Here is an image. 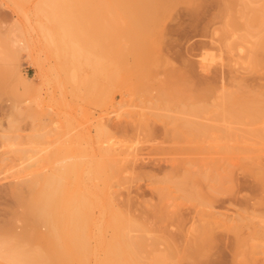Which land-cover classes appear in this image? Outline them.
<instances>
[{"label": "rangeland", "instance_id": "rangeland-1", "mask_svg": "<svg viewBox=\"0 0 264 264\" xmlns=\"http://www.w3.org/2000/svg\"><path fill=\"white\" fill-rule=\"evenodd\" d=\"M149 1L151 12L132 13L115 0H65L70 10L51 9L49 0H0V237L8 235L10 241L12 234L25 233L33 241L30 225L46 230L36 223L30 204L44 190L39 180L48 174L57 181L58 205L65 194L96 191L107 207L111 203L133 220L141 217L145 225L128 231L144 239L138 264H171L155 258L167 253L171 241L182 250L203 222L207 246L194 264H264V174L257 172L264 169V138L257 141L246 132L263 129L264 117L250 124L215 120L220 97L229 90L238 91L234 99L247 112H264V0ZM232 13L237 28L225 31ZM79 66L83 82L75 83ZM196 106L203 110L200 116L194 114ZM195 121L213 127L202 133L205 138L194 136ZM225 127L243 136L226 137L220 131ZM212 158L225 159L220 174V168L209 174ZM114 159L119 170L107 172L105 181L103 166L109 161L106 167H115ZM178 159L197 163L192 170L198 184L186 191L196 198L176 188L184 168L193 165ZM32 178L33 188L10 192ZM161 204L178 218L150 217ZM99 207L90 208L96 223L90 229L108 239L111 229L99 225L107 217ZM96 251L94 257H101Z\"/></svg>", "mask_w": 264, "mask_h": 264}, {"label": "bare ground", "instance_id": "bare-ground-1", "mask_svg": "<svg viewBox=\"0 0 264 264\" xmlns=\"http://www.w3.org/2000/svg\"><path fill=\"white\" fill-rule=\"evenodd\" d=\"M19 2V0H17ZM48 1V0H47ZM49 1H53V4L50 5V8L51 9H57V10H66L67 8L69 9L71 7L68 6L69 4L67 5H64L66 2L65 0H49ZM58 1H62L63 3L61 4H57ZM67 1V0H66ZM72 1V0H70ZM79 2H81L82 0H78ZM115 1H121V2H125L126 5H120L118 6V8L120 9H126L129 11H131L132 13H136L135 10H140L142 12H145V13H149L151 12L150 10V1L147 2L148 0H115ZM152 1V0H151ZM57 2V3H56ZM142 2H145L149 5V7L147 6H143L142 8L140 6H136L135 4L137 3H142ZM146 4V5H147ZM139 5V4H138ZM80 7H83V5H79ZM86 6V5H85ZM152 6V5H151ZM154 8V7H153ZM67 9V10H68ZM70 10V9H69ZM154 10V9H152ZM139 12V11H138ZM230 14V13H229ZM232 17H231V20L230 22H228L227 20V23H226V26L224 27V30L225 31H229V28L227 26H231L233 28L236 27V19H237V13H232ZM231 15V14H230ZM240 22V21H239ZM56 24V23H54ZM56 26V25H55ZM58 26V25H57ZM232 28V29H233ZM237 28V27H236ZM60 29V28H59ZM133 29V28H132ZM58 30V29H56ZM223 30V31H224ZM59 31V30H58ZM222 31V32H223ZM235 31V30H233ZM56 32V31H55ZM226 33V32H224ZM234 33V32H232ZM237 34V33H236ZM58 35V34H57ZM60 36V35H59ZM58 36V37H59ZM224 37V36H223ZM227 37V36H226ZM67 38V37H66ZM86 39V38H85ZM62 40V39H61ZM62 42V41H61ZM61 42H59L60 44H62ZM225 42V41H224ZM67 43V42H66ZM227 43V41H226ZM137 44V43H136ZM231 43H228L226 47H229V49L231 48V46L233 45H230ZM138 45V44H137ZM63 46V45H61ZM237 46V45H236ZM60 48V46H58ZM140 47V45H139ZM235 47V46H234ZM62 48V47H61ZM141 48V47H140ZM255 48V47H254ZM68 49V48H67ZM134 49V48H133ZM138 49V48H137ZM135 49V50H137ZM66 51V50H65ZM68 52V50H67ZM255 52V51H254ZM71 53V52H70ZM77 53V52H76ZM61 54V52H60ZM75 55V54H74ZM70 56V55H69ZM64 57V56H63ZM62 57V58H63ZM79 57V56H78ZM65 59V58H64ZM69 63V62H68ZM66 64V63H64ZM74 64V63H73ZM78 66V65H77ZM92 66V65H91ZM100 67V66H98ZM68 68V67H67ZM76 68V67H74ZM92 68V67H91ZM72 69V68H71ZM102 69V68H101ZM116 69V68H115ZM75 70V69H74ZM79 71H80V66L76 68L75 70V73H73V81L78 82L80 80H82V78L80 77L79 75ZM82 71V70H81ZM80 71V72H81ZM98 72V71H97ZM114 72V71H113ZM20 74V73H19ZM15 76V75H14ZM83 77V76H82ZM8 79V78H7ZM10 79V77H9ZM86 79V78H85ZM6 80V79H5ZM71 81V80H70ZM85 81V80H84ZM89 81V79H88ZM83 82V80L81 81ZM80 82V83H81ZM86 82V81H85ZM84 82V83H85ZM5 83V82H4ZM74 83V84H75ZM79 83V84H80ZM83 85V84H82ZM86 85V83H85ZM78 86V85H77ZM33 88V87H32ZM35 88V87H34ZM89 89V87H88ZM35 90V89H34ZM91 89H89L90 91ZM93 90V89H92ZM35 92V91H34ZM92 92V91H91ZM225 91L224 94L221 95L220 101H223V102H220V106H221V109L217 111V118L215 120H222L224 121V119H230L227 121V123L229 121L231 122H236V123H253L259 119H262L264 117V112L262 113H250V112H247L249 110H247V106L244 107V104H240V102H238V100L236 101L234 99V96L236 98L237 96V99H238V91L234 92L233 90L229 92ZM197 94L201 95V91L198 90L196 91ZM236 93V94H235ZM87 94V93H86ZM234 95V96H233ZM224 96V100H223V97ZM22 101V100H21ZM25 101V100H24ZM23 101V102H24ZM30 101V100H29ZM33 102V101H32ZM16 103V102H15ZM18 103V102H17ZM25 103V102H24ZM30 103V102H29ZM28 104V103H27ZM261 104V103H260ZM23 105V104H22ZM243 105V106H242ZM14 106V105H13ZM17 106V105H16ZM25 106V105H24ZM203 106V105H202ZM205 106V105H204ZM254 106V105H253ZM208 107V106H207ZM249 107H251L249 105ZM12 108V107H10ZM23 108V107H22ZM204 108V107H203ZM215 108V107H213ZM254 108V107H253ZM257 108V107H256ZM255 108V109H256ZM260 108V106H259ZM17 109V108H16ZM15 109V110H16ZM28 109V108H27ZM207 109V108H206ZM250 109V108H248ZM252 109V108H251ZM14 110V111H15ZM19 110V109H18ZM25 110V108H24ZM214 110V109H212ZM247 110V111H246ZM258 110V109H257ZM26 111V110H25ZM29 111V110H28ZM27 111V112H28ZM203 111L201 109L200 106H196L194 108V114L195 115H199L200 116V112ZM261 111V110H260ZM259 111V112H260ZM9 112V111H8ZM19 112V111H18ZM26 112V113H27ZM24 114V112H22ZM10 114H12L10 112ZM22 114V115H23ZM211 117V116H210ZM264 119V118H263ZM264 121V120H263ZM263 121H260L259 122H263ZM219 122V121H217ZM258 122V121H257ZM195 125L194 126H197L196 127V130L198 128H200V133H196V130L195 127H194V136L196 135L197 137L199 135H201L202 133L205 134L206 132L209 131V129H213V127L211 126L210 127V124H206L205 122L202 123V122H199V121H195L194 122ZM213 124V123H212ZM256 124V123H255ZM228 125V124H227ZM234 126V125H233ZM257 126V125H256ZM215 127V125H214ZM217 127V126H216ZM232 127V126H231ZM226 128V127H225ZM229 128V127H228ZM228 128L224 129L222 128L220 131L222 132V134L226 137H229V138H234L236 137L237 133H233L230 131V129L228 130ZM258 128V127H257ZM257 128H250L249 130H246V132L250 135H252V137H257V141H260L258 139H262L264 138V128L263 129H257ZM191 129V130H192ZM216 129V128H214ZM236 129V128H235ZM243 129V128H242ZM217 130V129H216ZM228 130V131H227ZM199 131V130H198ZM203 131V132H202ZM233 131V130H232ZM242 131V130H241ZM211 132V131H210ZM209 132V133H210ZM196 133V134H195ZM211 133H214V132H211ZM202 134V136H203ZM232 134V136H231ZM246 134V135H248ZM215 135V134H214ZM213 135V137H214ZM221 135V133H220ZM219 135V136H220ZM231 137H230V136ZM234 135V136H233ZM236 135V136H235ZM207 136V135H206ZM222 136V135H221ZM240 136H243L242 133L241 135L237 136V138H239ZM200 137V136H199ZM204 137V136H203ZM212 137V135H211ZM225 137V139H226ZM195 138V137H194ZM205 138V137H204ZM207 138V137H206ZM224 138V137H223ZM236 138V139H237ZM241 138V137H240ZM237 139V140H240ZM247 138V137H246ZM212 139V138H211ZM222 138H220L221 140ZM234 138V140H236ZM256 139V138H255ZM199 140V139H198ZM213 140V139H212ZM210 140V141H212ZM217 140V139H215ZM236 140V141H237ZM249 140V139H248ZM243 141V140H242ZM222 142V141H221ZM225 142V141H224ZM224 142L222 144H224ZM229 143V142H228ZM239 143V142H238ZM262 143H263V140H262ZM215 144V143H214ZM244 144V143H243ZM247 144V143H246ZM251 144V143H250ZM249 144V145H250ZM264 144V143H263ZM216 145V144H215ZM221 145V144H220ZM229 145V144H227ZM235 145V144H234ZM224 146V145H223ZM221 146V148L223 147ZM264 146V145H263ZM216 147V146H214ZM220 147V146H219ZM228 148V146H226ZM224 146V148H226ZM218 148V147H217ZM220 148V149H221ZM223 148V150H224ZM230 149L232 147H229ZM215 149V148H213ZM228 149V151L230 150ZM219 150V149H217ZM241 150V148L239 149ZM246 150V149H245ZM250 150V147L248 148V151L249 152ZM216 151V150H215ZM228 151H226L228 153ZM233 151V150H232ZM235 151V150H234ZM251 151V150H250ZM256 151V150H254ZM259 151V150H258ZM192 152V151H191ZM217 152V151H216ZM223 152V151H222ZM238 152V151H236ZM252 152H253V148H252ZM260 152V151H259ZM198 153V152H197ZM219 153V151H218ZM221 153V152H220ZM250 153V152H249ZM196 154V153H195ZM204 154V153H203ZM230 154V153H229ZM232 154V152H231ZM230 154V155H231ZM237 154V153H236ZM243 154V153H242ZM261 154V153H260ZM228 155V154H226ZM250 155V154H249ZM214 156V155H212ZM223 155H221L222 157ZM244 156V155H243ZM247 156H248V153H247ZM251 156V155H250ZM256 156V154H255ZM211 157V156H210ZM209 157V158H210ZM224 157V156H223ZM236 157V156H235ZM239 157V156H238ZM249 157V156H248ZM193 158V157H192ZM228 158V157H227ZM232 157H230L231 159ZM252 158V157H251ZM216 159V157L214 158ZM226 159V157H225ZM224 159V160H225ZM240 159V158H239ZM244 159V158H243ZM108 160V159H107ZM111 160V159H109ZM119 161H122L120 159H118ZM173 161L175 159H172ZM179 163H182L185 165V163H189V164H193L191 166V168H184L182 174H180L178 180L175 181V185H176V188L178 189H182L184 190L185 192L187 191L188 188H190L189 186L192 187V185L195 183L196 185V181H197V184H198V180H195V176L196 174H194L195 171L192 170V168H194L193 166L196 165L194 164V161L193 159H178ZM205 160V159H204ZM204 160H203V163H204ZM210 160V159H209ZM221 160V159H220ZM223 161H216V164L214 165V161H213V158H212V164L213 168H210V173L213 172V169H214V174H220V170L222 169L219 165V163L222 164ZM227 160V159H226ZM261 160V159H260ZM104 163H105V160H103ZM102 161V162H103ZM115 163H116V166L114 167H106V165L109 163V161H106L108 163L104 164L105 166H103V168L105 167L106 168V174L107 172L109 173H112V172H116L118 169V164H117V160L114 159ZM114 161H112L114 163ZM117 161V162H116ZM177 161V160H176ZM232 161V160H231ZM246 161V160H244ZM242 161V163L244 162ZM256 161V159H255ZM262 161V160H261ZM101 162V164H102ZM202 162V160H201ZM210 161L206 162L208 163V165L210 166L211 165V162L209 164ZM218 162V163H217ZM230 162V161H229ZM233 162V161H232ZM205 163V165H206ZM225 163V162H224ZM231 163V162H230ZM237 163V162H235ZM241 163V164H242ZM261 163V162H260ZM96 164V163H95ZM111 164V163H110ZM123 164V163H122ZM229 164V163H227ZM255 164V163H254ZM98 165V164H97ZM109 165V164H108ZM115 165V164H114ZM188 165V164H187ZM199 165V164H198ZM204 165V164H202ZM232 165V163H231ZM239 165V164H238ZM244 165V163H243ZM259 165V164H258ZM263 165V164H262ZM186 166V165H185ZM190 166V165H189ZM222 166V165H221ZM228 166V165H227ZM252 166V165H250ZM254 166V165H253ZM122 167V165H121ZM200 167V166H199ZM203 167V166H202ZM207 167V166H206ZM224 167V166H222ZM255 167V166H254ZM258 167V166H257ZM256 167V168H257ZM262 166L259 167V169H257V172L260 173V174H264V169L261 168ZM102 168V166H101ZM204 168V167H203ZM220 168V169H219ZM225 169L227 167H224ZM251 168V167H250ZM96 169V168H95ZM195 169V168H194ZM198 169V168H197ZM201 169V167H200ZM208 169V168H207ZM215 169H219V172L216 171ZM99 172L102 170H100V168H98ZM109 170V171H107ZM203 170V169H202ZM200 171V173L202 174L203 171ZM223 170V169H222ZM36 171V170H35ZM97 171V169L95 170V172ZM102 171V172H103ZM199 171V169H198ZM197 171V172H198ZM209 170L206 171V173L208 172ZM212 171V172H211ZM226 171V170H225ZM99 172H98V175L96 176H99ZM218 172V173H216ZM256 172V171H255ZM97 173V172H96ZM95 173V174H96ZM196 173V172H195ZM206 173L204 174L206 176ZM225 173V172H223ZM257 173V175H258ZM102 174V173H100ZM104 174L105 176H101V178L104 180L105 178V181L108 179V175L109 174ZM37 175V174H36ZM40 175V174H38ZM87 175V174H86ZM199 175V174H198ZM212 175V176H211ZM209 177L212 178L213 174H211ZM178 176V175H177ZM204 176V178H205ZM264 176V175H262ZM34 177V176H33ZM100 177V176H99ZM203 177V176H201ZM208 177V175H207ZM35 178V177H34ZM175 178V177H174ZM200 178V177H199ZM197 178V179H199ZM42 179V180H41ZM41 182L39 180V183H41L40 185H38L40 188H43L44 190H42V192L37 196L38 198L37 201L31 205L30 204V210L35 218V221L36 223L40 224V225H44L46 227V230H44V232H39L37 231V228L36 227L37 225L36 224H32L30 225V227L28 228V232L30 233V231H33L35 234H36V238L35 240L33 241H30L28 238H27V235H25V233H16V235L12 234V238H10L11 240L9 241V237L8 235H5L4 238L3 236L0 237L2 238V240L0 239V258L2 260V262L4 261V264H138V260H137V255L140 251L143 250V247H144V239H143V236H138V237H133L129 234V230H132L134 228H137L138 226H141V225H145L142 221H140V219H142L140 217L139 220H133L132 217H130L128 214H125L123 213L122 211H119L117 209H114L112 207H110L111 203L108 205H106L105 202H102L101 200V197H100V194H97L96 191L92 192L91 191H86L85 192H80L78 194H65L64 196V199L61 201V205L59 204L58 205V202L60 203V198L58 197V195L60 196V194H58V189L56 188V180L55 182L54 179H52V177L50 175H43L41 177ZM203 179V178H202ZM38 180V179H37ZM175 180V179H174ZM34 182H37L36 180L34 181L33 178L32 180L26 184H20V185H14L11 189L9 188L10 192L11 193H15V194H19L21 191V188L24 186H29V187H34V184L32 183ZM171 181V179H170ZM205 181V180H204ZM25 183V182H24ZM104 183V182H103ZM171 183V182H170ZM105 184V183H104ZM110 184V183H109ZM36 185V184H35ZM171 185V184H170ZM38 187V189H39ZM57 187H59L58 183H57ZM108 187V185H107ZM175 189V188H174ZM41 190V189H39ZM57 191V192H56ZM103 191V189H102ZM192 191V190H191ZM36 192H37V189H36ZM38 193V192H37ZM96 193V194H95ZM103 193V192H102ZM108 193V192H107ZM191 193V192H190ZM189 192L187 193L186 192V198L190 199V197L196 193L193 194H190ZM112 194H114L112 192ZM112 194H110V196H112ZM102 195V194H101ZM105 196V195H104ZM103 196V197H104ZM108 196V195H107ZM161 200L163 201L165 197V194L162 192L161 193ZM182 196V195H181ZM184 196V195H183ZM197 196V195H196ZM196 196H194L196 198ZM113 197V196H112ZM193 197V198H194ZM107 198V197H106ZM109 199H111L109 196H108ZM191 198V199H193ZM198 198V197H197ZM59 200V201H58ZM106 200V199H105ZM114 200V198H113ZM165 200V199H164ZM204 200V199H203ZM104 201V200H103ZM112 201V200H111ZM108 203V202H107ZM164 203V202H163ZM95 204V205H100L102 211V213H106L105 216L107 217H103V219H100L103 220V222L99 225H106L107 227H109L111 229V235L108 239H104L100 233H97L96 234L90 229L91 228V223H92V217H91V210L90 208L92 207V205ZM91 206V207H90ZM164 204H161V206L159 205L156 209H154L152 211L151 209V213H148V214H151L150 217H154L155 219H157V221H162V220H165V219H177L178 218V214L174 213V211H168L164 208ZM99 207V208H100ZM149 208V207H148ZM176 211V210H175ZM144 212V211H143ZM142 212V214H143ZM148 212V211H147ZM149 212H150V209H149ZM147 213H145L146 215ZM144 215V214H143ZM139 217H137L138 219ZM147 218V217H146ZM144 219V218H143ZM94 223V222H93ZM92 223V224H93ZM143 223V224H142ZM203 223H207V222H203ZM202 223V224H203ZM96 224V223H94ZM203 224L202 226L198 227V236L192 240L190 243H188L186 246H184L182 248V250H180L178 247L176 248V243L175 245H172L173 241L171 242H168V243H171L169 244L170 246L167 247V253L163 254V255H157L156 258H155V261L156 262H161V261H167L170 262L171 264H179L182 260H188V262L190 261L189 264H194L196 261H198L200 259V257H202L205 253L204 251V247L207 246L205 245L204 246V243H205V237L203 238L202 236H204L206 234V226ZM94 226V225H93ZM92 226V227H93ZM146 226H144V229H141V230H146L145 229ZM101 227H99L98 231L101 232ZM105 228V227H104ZM140 228H143V227H140ZM97 229V228H96ZM139 229V228H138ZM193 229V228H191ZM4 230V229H3ZM140 230V229H139ZM190 230V229H189ZM194 231V230H192ZM37 232V233H36ZM7 234V233H6ZM197 234V233H196ZM170 235V234H169ZM7 236V237H6ZM10 236V235H9ZM16 236V237H14ZM91 238L94 239V244L92 245L91 244ZM177 238V237H176ZM168 239V238H167ZM172 239V238H171ZM174 240V239H173ZM177 240V239H175ZM190 240V239H189ZM93 241V240H92ZM168 241H170L168 239ZM99 248V251L101 250V257H99L98 255V258L97 255H95V251L96 249ZM97 252V251H96ZM99 254V253H98ZM96 256V257H94ZM93 257V262H89L90 258Z\"/></svg>", "mask_w": 264, "mask_h": 264}]
</instances>
